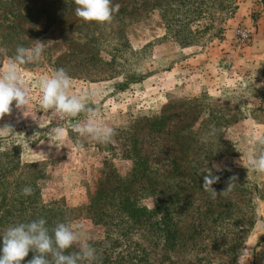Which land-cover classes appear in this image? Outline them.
I'll list each match as a JSON object with an SVG mask.
<instances>
[{
  "label": "rangeland",
  "instance_id": "obj_1",
  "mask_svg": "<svg viewBox=\"0 0 264 264\" xmlns=\"http://www.w3.org/2000/svg\"><path fill=\"white\" fill-rule=\"evenodd\" d=\"M124 1L133 10L106 23L109 31L88 22L81 25L73 3L67 0H46L47 19L44 15L29 19L10 34L7 22L1 20L8 0H0V49L6 50L0 51V70L15 56L17 46L32 47L37 40L45 45L39 61L19 67L31 90L29 111L42 117L41 126L30 116L23 117L13 101L11 114L0 118V128L10 125L13 129L0 134V149L17 146L22 171L43 173L38 181L44 203L81 206L88 202L89 193L104 171L110 167L121 175L129 171L127 150L132 133L142 151L153 153L161 142L168 147L164 137L148 129L145 117L172 104L215 108L218 111H212L211 117L228 122L220 130L227 144H221L224 154L209 161V166L215 173L228 171L230 177H236L232 191L220 194L227 185H214L217 195L213 198L189 182V206L176 211V243L166 244L157 235L150 240L143 231L133 238L141 247L121 244L107 248L106 254L111 259L124 255L127 262L137 255L144 264H264V174L243 166L248 151L260 150L255 137H264L261 0H197L194 4L183 0L173 18L203 29L198 41L185 47L163 38L165 29L159 12L167 6L177 9L180 0ZM9 9L18 11L13 6ZM30 13L35 14L36 9ZM32 23H37L35 29ZM117 27L127 52L114 50L118 40L112 30L116 32ZM242 27L251 30V37L243 44L237 35ZM88 40L96 43L99 54L90 45L91 51L86 48ZM81 50L94 56L88 65L77 56ZM59 68L72 78V92L96 90L88 106L99 112L98 120L115 129L110 142L99 143L72 130L73 124L86 121L85 113L61 118L55 111L40 110L39 79ZM131 73L133 81L121 88L119 82ZM182 113L176 111L168 123H177L180 117L185 120ZM187 115L192 116L189 112ZM211 117L201 113L194 126ZM55 126L66 131L65 145L59 148L49 143L48 131ZM213 164L221 171H216ZM140 202L149 208L153 205L151 197L141 198ZM71 224L84 226L77 229L83 233L81 242L74 244L78 252L81 243L90 244L96 255L105 251L99 243L105 234L103 226L88 218H76Z\"/></svg>",
  "mask_w": 264,
  "mask_h": 264
},
{
  "label": "trees",
  "instance_id": "obj_2",
  "mask_svg": "<svg viewBox=\"0 0 264 264\" xmlns=\"http://www.w3.org/2000/svg\"><path fill=\"white\" fill-rule=\"evenodd\" d=\"M67 1L73 3L72 9L75 11L77 6L74 0ZM190 1L194 4L197 0ZM45 2L46 0H8V8H4L1 12V20L7 22L9 33L12 34L15 27L27 23L29 19L32 21L37 16L40 18L41 15L47 19L48 10ZM112 3L113 5L119 4V11L113 14L112 21H115L118 16L124 17L126 14H130L133 10L132 7L128 9L129 3L124 0H112ZM261 3L264 18V0H261ZM11 6L18 11L11 12L9 9ZM180 6H183V0L178 2L177 9L167 6L160 8L159 12L163 18L165 29L163 38H169L177 45L185 47L198 41L203 29H200V25L193 27L190 22L174 19L173 16L179 13ZM34 8L36 13L31 14L30 11ZM77 19L81 25L88 22L97 24L103 30L106 28L108 31L110 30V27H106L107 22L101 24L96 21H84L79 17ZM36 24L32 25L33 29ZM112 34L118 40L114 50L122 53L127 52L129 49L126 50L127 46L120 41L121 29L117 27L116 32L112 30ZM88 42L86 48L90 45L95 53L99 54L96 43L93 40H88ZM77 56L81 58L80 62H85L87 65L89 64L88 60L94 57L82 50ZM77 56L74 55V57ZM133 76V73L125 76L124 82H119L120 87L124 88L132 82ZM176 111L181 113L183 111L182 115L186 119L183 120L180 117L177 119V123H168ZM212 111L218 110L210 107L204 108L200 104L197 109H194L193 103H182L177 106L168 105L159 113L154 112L150 117H145L148 129L164 137L163 140L169 142L168 147L165 148V144L161 142L162 145L157 147L153 153L142 151L137 146L136 134L132 133L129 137L127 150L131 161L129 171L124 175L119 174L112 167L104 171L93 191L89 193L88 202L81 206L57 204L56 201L44 203L40 197L38 181L43 173L39 170L32 173L22 171L17 146L12 147V150L0 149V248H2V235L9 226L44 218L51 235L52 229L57 223L71 224L76 218H88L94 224L103 226L105 233L103 240L99 242L101 246L105 247V251L97 255L95 264H144L137 255L129 262L124 255L111 259L106 254V249L121 244L131 247V243H135L136 247H141V243L133 238L139 236L143 231L150 235V240L157 235L166 244L176 243V238L179 237L175 218L176 211L189 206V182L194 184V188L201 189L203 176L206 173L199 175V170L204 167L210 168L209 161L224 154L221 144H227L223 140L220 130L227 126L228 122L222 117H211ZM188 112L192 114L190 118L187 115ZM203 112L208 113L211 118L201 120L195 127L194 124L197 123ZM261 112L264 113L262 108ZM213 126L216 129L215 135L209 137L207 142H202L203 137L209 133ZM132 136L133 138H131ZM159 160H163V162H159ZM227 172L215 173L213 171V174L218 175L220 180L212 186H226L229 182L228 178H230ZM224 179L227 181L223 182ZM25 186L32 188L30 196L22 194V189ZM146 197L153 199L155 210H150L152 207L149 208L140 202L141 198ZM75 252L78 250L74 245L66 250V254ZM34 255L35 253L30 251L21 264H27V261Z\"/></svg>",
  "mask_w": 264,
  "mask_h": 264
},
{
  "label": "clouds",
  "instance_id": "obj_3",
  "mask_svg": "<svg viewBox=\"0 0 264 264\" xmlns=\"http://www.w3.org/2000/svg\"><path fill=\"white\" fill-rule=\"evenodd\" d=\"M75 14L84 21H96L98 23H111L115 12L119 11V4L113 5L112 0H74ZM45 50L43 42L38 41L32 47L17 46L15 56L10 58L6 65L0 70V118L11 114L13 101L15 108L20 111L23 117H31L41 126V118L36 111H29L31 101L30 87L19 71L21 65L39 61ZM0 51H6L0 49ZM40 110L55 111L61 118L77 117L81 113L87 114L84 122H77L72 125V130L79 135H88L92 140L99 143L110 142L115 135V129L106 126L98 120L99 112L89 107L88 104L96 95V90L91 92L74 93L72 78L64 68L54 70L50 75H43L39 79ZM5 131H13L10 125L0 128V134ZM49 143L57 148L65 145L66 131L63 127H50L48 131ZM216 133L215 127H211L208 134L203 137L202 142ZM254 143L259 146V151H248L243 166L264 174V137L257 136ZM216 171H221L217 164H213ZM203 176L202 188L209 192L214 198L217 191L212 187L219 181L220 177L214 175L212 168L204 167L199 170ZM236 177L229 178L227 187L220 194L227 195L235 186ZM32 188L25 186L22 189L24 196L32 194ZM150 210H155L154 204ZM162 213V212H161ZM163 214V213H162ZM46 220L39 218L28 223H18L9 226L2 235V248H0V264H21L29 255L35 253L27 264H80L82 261L91 262L97 259L96 250L88 243H81L79 252L66 254V250L74 244L81 242L82 224L73 226L70 223H57L49 234L46 227ZM239 264V261H238Z\"/></svg>",
  "mask_w": 264,
  "mask_h": 264
},
{
  "label": "built area",
  "instance_id": "obj_4",
  "mask_svg": "<svg viewBox=\"0 0 264 264\" xmlns=\"http://www.w3.org/2000/svg\"><path fill=\"white\" fill-rule=\"evenodd\" d=\"M238 40L240 43H246L251 37V30L246 27H242L237 31Z\"/></svg>",
  "mask_w": 264,
  "mask_h": 264
}]
</instances>
